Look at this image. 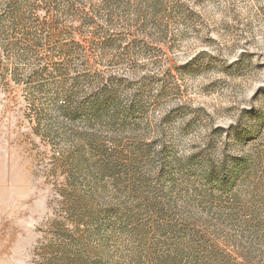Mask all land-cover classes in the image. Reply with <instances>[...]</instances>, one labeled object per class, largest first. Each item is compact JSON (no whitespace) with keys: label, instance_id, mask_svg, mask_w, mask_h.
Returning <instances> with one entry per match:
<instances>
[{"label":"rangeland","instance_id":"obj_1","mask_svg":"<svg viewBox=\"0 0 264 264\" xmlns=\"http://www.w3.org/2000/svg\"><path fill=\"white\" fill-rule=\"evenodd\" d=\"M0 264H264V0H0Z\"/></svg>","mask_w":264,"mask_h":264}]
</instances>
